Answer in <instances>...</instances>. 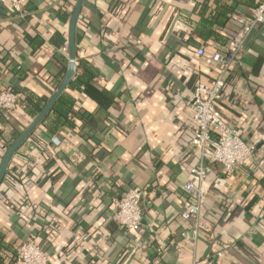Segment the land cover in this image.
<instances>
[{"label":"crops","instance_id":"crops-1","mask_svg":"<svg viewBox=\"0 0 264 264\" xmlns=\"http://www.w3.org/2000/svg\"><path fill=\"white\" fill-rule=\"evenodd\" d=\"M76 1L26 0L17 16L0 0V91L23 96L13 110H0V166L65 76ZM261 2L83 0L72 78L80 73L83 81L63 91L73 99L68 122L48 129L49 109L8 161L0 264H16L27 239L48 264H264V21L231 62L217 104L226 124L255 146L252 157L233 173L203 161L210 172L201 227L189 242L181 233L192 222L180 216L188 201L180 186L201 160L186 102L197 83L215 76L205 56L229 53L242 25L235 17L250 18ZM29 96L47 100L36 115L25 108L34 104ZM131 188L143 192L142 220L127 230L114 219L113 202Z\"/></svg>","mask_w":264,"mask_h":264},{"label":"built area","instance_id":"built-area-1","mask_svg":"<svg viewBox=\"0 0 264 264\" xmlns=\"http://www.w3.org/2000/svg\"><path fill=\"white\" fill-rule=\"evenodd\" d=\"M12 13L17 16L25 15L26 0H7ZM242 25L232 39L231 50L227 54L213 52L205 56L203 47L197 49V56L204 57L208 64L215 67V76L209 84L197 83L186 104L190 110L193 122V136L190 144L200 154V162L191 170L192 177L181 184V189L187 194L188 201L180 216L192 222L190 230H184L181 237L190 241L191 236H197L201 227L200 206L205 198L203 182L210 172L203 161L220 164L226 173H233L252 157L255 146L247 144L236 127L226 124L217 104L221 100L225 86L226 72L233 60L241 58L244 41L250 30L264 20V2L252 9L250 18H237ZM22 92L5 88L0 91V110L11 111L22 100ZM143 192L139 188H131L122 196L114 199V219L127 230L136 229L141 225V201ZM203 226V225H202ZM217 256L221 252H217ZM16 264H48V258L41 246L33 239L19 243L16 253ZM192 264H200L193 262ZM202 264H214L209 258Z\"/></svg>","mask_w":264,"mask_h":264},{"label":"water","instance_id":"water-1","mask_svg":"<svg viewBox=\"0 0 264 264\" xmlns=\"http://www.w3.org/2000/svg\"><path fill=\"white\" fill-rule=\"evenodd\" d=\"M83 0H77L73 12L71 14L68 26V54H69V65L67 67L65 76L57 89V91L53 94V96L46 102L43 106L39 114L33 120V122L18 136V138L9 146L7 149L4 158L2 160L0 166V183L3 179L5 170L8 165V161L12 155V153L18 148V146L25 140V138L29 135V133L40 123V121L44 118L48 110L51 108L54 101L59 97V95L65 90L69 82L72 80L75 73V30L76 23L78 19V15L82 6Z\"/></svg>","mask_w":264,"mask_h":264},{"label":"trees","instance_id":"trees-1","mask_svg":"<svg viewBox=\"0 0 264 264\" xmlns=\"http://www.w3.org/2000/svg\"><path fill=\"white\" fill-rule=\"evenodd\" d=\"M76 39L77 38H75V41ZM82 81H83L82 75L80 73H77L75 75V78L69 82L67 87L72 88V89H79L80 83ZM15 91H18V90H15ZM31 98L34 99V97H30V99ZM46 101L47 100L45 99L37 98V99H34L33 105L25 104V108L29 114L36 115ZM72 105H73V99L70 96H68L65 92L64 93L62 92L59 95V97L55 100L52 107L50 108V111L52 112L54 119L52 120L50 124H48V129H50L51 131H55L56 129H58V127L68 122L69 120L68 115L69 113H71ZM46 119L47 118H45L44 121H46Z\"/></svg>","mask_w":264,"mask_h":264}]
</instances>
